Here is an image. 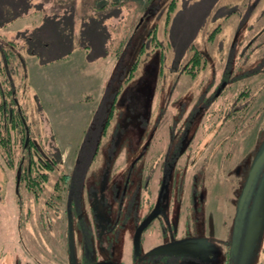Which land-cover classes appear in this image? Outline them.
Returning <instances> with one entry per match:
<instances>
[{"label":"rangeland","instance_id":"1","mask_svg":"<svg viewBox=\"0 0 264 264\" xmlns=\"http://www.w3.org/2000/svg\"><path fill=\"white\" fill-rule=\"evenodd\" d=\"M0 34V48H14L20 60L13 85L32 155L55 160L40 168L48 177L35 195L17 188L22 149L14 165L0 150V264H85L84 245L94 262L140 264L132 261V220L126 233H105L110 245L100 248L75 213L81 199L89 225L91 198L124 189L139 201L131 210L146 213L144 200L156 201L164 177L154 163L163 164L176 144L198 159L188 168L183 154L166 169L163 210L202 217L193 226L209 241L233 236L249 168L264 150V0H0ZM196 51L203 57L194 64ZM235 99L241 117L228 118ZM66 172L69 182L54 189ZM262 172L242 205L243 228L253 216L256 225L245 264H264ZM195 173L203 203L188 209L186 198L176 207L172 196L190 195ZM157 236L154 224L143 232L142 256Z\"/></svg>","mask_w":264,"mask_h":264},{"label":"flooded vegetation","instance_id":"2","mask_svg":"<svg viewBox=\"0 0 264 264\" xmlns=\"http://www.w3.org/2000/svg\"><path fill=\"white\" fill-rule=\"evenodd\" d=\"M226 85L227 82L224 83L222 82V84L218 87V89L215 92V98H217L221 94V92L224 90V87ZM208 102L211 103L212 100H208ZM236 102L237 99H235L234 102L232 103L233 108L231 107L230 111L228 112V118L239 117L235 115L236 112H239L238 110H235ZM174 137L175 136L173 135L172 138ZM186 148L184 147L179 148L178 144H176L175 146H171L169 152L167 153L169 157L167 158L166 156L163 158L165 159L163 164H161L159 161L154 163V170L157 168L159 171H162L161 175L162 173H164V177L162 178L160 193H158V196L156 197L157 198L156 201L155 200L150 201L148 199L144 200V203L147 204V206L149 207L151 206L146 213L144 212L143 214H139L138 210L137 211L131 210L132 205L134 203L137 205L139 201L136 200V197L132 196L134 200L130 202L129 199H131V197L125 194V189L123 195L116 194L110 197V196H106L105 194H100V196L96 194L91 198V200L89 199V197L87 199L88 202L89 200L91 202V208H90L91 211L88 212L90 224L87 225V223H85L84 216L80 212L82 208V202L80 199L79 210L76 211L75 214H78V223L82 224L80 225L81 227H79L82 230V234L84 232V229L88 227V230L91 229L95 234L96 240L99 241L98 242L99 247L106 248L107 246L110 245L109 242L111 238L109 237V242H107L106 239L104 240L105 233H110V235L112 236L116 234L117 236H119L122 231L126 233L127 230L129 229L130 220H132V224H133L132 227H135L134 244H133L134 254L132 257V261L136 263L140 261L141 262L140 264H151V263L152 264H245L246 260L251 256L254 244L256 242V238L254 235V229L256 225H254L255 219L253 216L251 217L250 221H248L247 227H245V229L243 228L244 225L243 219L246 217L247 212L242 210V206H239V209L235 214V221H234L235 225L232 227L234 229L233 236L230 238H227L228 236H226V240H224L222 244H219L221 241V239L219 238H218L219 241L216 238L211 239L209 241L206 235H202L200 233L198 234L196 232L197 228L193 226V223H195L196 221L200 222L201 221L200 219L202 217L199 218V216H197L193 221V217L191 216V211L189 210L188 211L163 210L162 204L166 196L165 192L167 190V184L170 180L168 178L169 170L167 171L166 169L169 168L171 170L174 164H177L178 161L180 160L181 158L180 156L187 153L191 157L190 161L187 162L188 168L189 166L194 167V164L197 163L196 159L198 158L194 156L193 148L191 147L189 148L186 147ZM184 149L186 150L183 151ZM263 153L264 150H262V152L258 155V157ZM258 157H256V159ZM146 159L145 162H148V160ZM255 160L252 162V166ZM203 161L207 162L206 159ZM151 165H153V162ZM184 166L187 167L186 164ZM252 166L249 168L247 180ZM142 170H146V169L143 168ZM260 170L263 171L262 173H264V160L261 163L257 174L259 173ZM19 174L20 173L17 170L16 182H17L18 190H19V185H18ZM198 176L199 174L197 173L193 174L192 176L194 189L192 190L191 194L188 196H184L180 194L173 195L172 204L175 203L178 204L176 205V207H181V204L179 203L184 202V200L187 198L188 201L185 200L187 202L186 205H191L190 208L188 209H192L195 206L194 204L197 203L198 201L200 203H203L204 196H200L199 194L194 193L195 188H197L199 180H201V178H199ZM203 178L204 177H202V179ZM175 181L181 182L182 180L175 179ZM203 181L205 182L206 179L205 180L203 179ZM64 199H65L64 194L61 197H59L60 205L62 204V201ZM103 205H105V207H107V209L109 210L108 215L104 214V209L101 208L103 207ZM157 206L159 208L158 215L149 223V225L143 230V232L150 225L154 224V227L156 228L159 235L157 236V238L158 240L161 241H159V243L154 248L146 252L145 256H142L141 240H142L143 232L141 234L139 242H136L135 239L136 230ZM98 207L100 210H97ZM174 207L175 206L172 205L171 208ZM113 214L115 215L113 216ZM72 216H73L72 212H68L66 218L70 220ZM191 223L193 229L190 228ZM242 231L246 233L244 237H242ZM85 235H86V231L84 232V236ZM162 239L164 241H162ZM83 248L85 250V257L83 259L85 264H116V263L108 262L102 258H99L98 262H94V260L88 258L87 256V250H88L87 246L84 245Z\"/></svg>","mask_w":264,"mask_h":264},{"label":"trees","instance_id":"3","mask_svg":"<svg viewBox=\"0 0 264 264\" xmlns=\"http://www.w3.org/2000/svg\"><path fill=\"white\" fill-rule=\"evenodd\" d=\"M202 57L201 52L196 51L192 58L193 63L200 62ZM16 60H19V57L14 48L5 50L0 48V122H2L0 123L2 131L0 133V150L8 162L14 165V161L10 159L14 158L15 154L17 155L16 152L19 148L20 150L22 149L24 154L21 155L20 164L18 165V171L20 173L18 185L23 184L28 191H32L33 194L38 195L40 190L43 189L41 183L45 182L48 177V174L40 168H47V166L52 168L51 163L55 162V160H48L43 157L35 158L32 155V148L35 145V141L27 130L25 118L28 117L13 85L12 72H16V66L21 65L20 60L15 64ZM137 65L138 61L135 62L132 69L136 68ZM15 142L16 148L14 147ZM26 156H28V160L26 165L23 166ZM36 170H38L37 174L35 172ZM69 176V173H63L61 178L56 181L54 189H60L61 183L64 187L69 182Z\"/></svg>","mask_w":264,"mask_h":264},{"label":"water","instance_id":"4","mask_svg":"<svg viewBox=\"0 0 264 264\" xmlns=\"http://www.w3.org/2000/svg\"><path fill=\"white\" fill-rule=\"evenodd\" d=\"M264 160V153L261 154L254 162L251 170H250V173H249V177H248V180H247V183L244 187V190H243V194H242V197H241V202H240V206L243 205L247 195L249 194V191L253 185V181L255 179V176L260 168V165L261 163L263 162ZM159 213V208L158 206L155 207V209L151 212V214L140 224V226L137 228L136 230V234H135V239H136V242H139L140 240V237H141V234L143 232V230L149 225V223L158 215Z\"/></svg>","mask_w":264,"mask_h":264},{"label":"crops","instance_id":"5","mask_svg":"<svg viewBox=\"0 0 264 264\" xmlns=\"http://www.w3.org/2000/svg\"><path fill=\"white\" fill-rule=\"evenodd\" d=\"M81 48V47H80ZM80 48H79V50H80ZM85 48V47H84ZM74 51V50H73ZM73 53L74 52H72L71 53V55H69V56H66V57H70V56H72L73 55ZM87 56V55H86ZM66 57H63L62 55L61 56H58V57H56L55 59H59V58H61V59H63L64 60V58H66ZM68 60V59H67ZM106 64V63H105Z\"/></svg>","mask_w":264,"mask_h":264}]
</instances>
